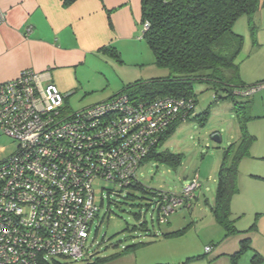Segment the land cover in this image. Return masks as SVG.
Listing matches in <instances>:
<instances>
[{
	"label": "rangeland",
	"instance_id": "rangeland-1",
	"mask_svg": "<svg viewBox=\"0 0 264 264\" xmlns=\"http://www.w3.org/2000/svg\"><path fill=\"white\" fill-rule=\"evenodd\" d=\"M133 28L128 41L117 47L122 63L106 56L102 62L90 59L88 66L92 69L84 71L82 84L76 83L72 92L62 93L67 111L77 112L100 103L128 83L168 76L169 71L154 65L152 52L142 39L143 26L135 21ZM232 31L241 37L235 60L240 79L247 86L264 82V7L250 19L238 18ZM193 91L196 115L206 112L204 120L180 123L157 149L179 155V164L171 167L147 160L137 173V182L146 190L169 193L177 192L197 175L200 188L191 208H181L159 223L151 195L127 188L110 192L107 197L106 191L96 188L99 209L90 225L83 259L54 257L49 264H85L95 258L122 254L111 264H230L229 255L238 252L240 241L247 238L251 249L239 257L237 264H250L257 250L264 257V84L251 98H236L239 103L247 102L244 117L250 120L246 129L255 139L248 156L238 163V192L230 204V218L240 234L226 238L210 207L223 152L240 135L235 106L227 99L215 103V92L206 85L196 84ZM15 150L16 142L0 131V161ZM167 232L175 234L165 237ZM138 243L145 245L133 252L125 251L127 246ZM208 246H213L210 253L205 252Z\"/></svg>",
	"mask_w": 264,
	"mask_h": 264
},
{
	"label": "built area",
	"instance_id": "built-area-1",
	"mask_svg": "<svg viewBox=\"0 0 264 264\" xmlns=\"http://www.w3.org/2000/svg\"><path fill=\"white\" fill-rule=\"evenodd\" d=\"M48 80L25 70L0 81V131L16 142L15 152L0 161V264L80 259L98 212L93 182L129 184L148 143L185 117L183 102L167 97L132 104L122 96L69 112ZM199 188L195 175L157 209L158 222Z\"/></svg>",
	"mask_w": 264,
	"mask_h": 264
},
{
	"label": "trees",
	"instance_id": "trees-1",
	"mask_svg": "<svg viewBox=\"0 0 264 264\" xmlns=\"http://www.w3.org/2000/svg\"><path fill=\"white\" fill-rule=\"evenodd\" d=\"M74 1L65 0L64 3L66 5ZM261 7H264V0H140L142 39L152 52L154 65L169 71V74L166 77L128 83L118 94L97 103L106 104L111 99L122 96L127 97L128 102L132 104L149 103L157 98L166 97L183 102L184 108L181 112L185 117H177L155 142L148 143V152L137 164V173L147 160H155L171 167L179 164V155L159 152L157 149L180 123L198 118L204 120L206 112L201 115H196L195 112L197 101L193 87L196 84L206 85L213 90L215 103L227 99L234 104L240 135L238 140L223 152L217 174L214 202L210 207L212 217L223 229L225 238L240 234L230 218V204L232 197L238 192L236 182L238 163L243 157L248 156L249 148L255 139L246 129V123L250 120L244 117L247 102L239 103L236 98H251L253 90L264 84L262 82L247 86L240 79L239 67L235 60L241 49V37L232 30L238 18L245 16L250 19ZM102 52L116 62L122 63L120 54L113 45L104 47ZM137 173L129 184L122 186L113 187L104 181H94L92 191L95 205L97 206L96 188L99 191H106L107 197L110 192L117 193L127 188H135L151 195L155 200L157 212L159 207L168 203L171 196L177 194L183 187L173 193L148 191L137 182ZM193 199L186 201L178 210L191 208ZM102 201L101 198V204ZM97 208L99 209V206ZM174 234L175 232H168L163 235L170 237ZM143 245L145 244H132L127 246L125 251L133 252ZM239 248L238 252L229 255L230 264H237L239 257L251 249L249 239L241 240ZM85 254L86 247L80 259H83ZM122 255L95 258L85 264H111ZM250 264H264V257L255 252Z\"/></svg>",
	"mask_w": 264,
	"mask_h": 264
},
{
	"label": "crops",
	"instance_id": "crops-1",
	"mask_svg": "<svg viewBox=\"0 0 264 264\" xmlns=\"http://www.w3.org/2000/svg\"><path fill=\"white\" fill-rule=\"evenodd\" d=\"M64 2L0 0L5 15L0 25V81L30 70L49 79L61 94L72 92L76 83L82 84L84 71L92 69L90 59L102 62L108 57L102 49L110 45L118 51L134 33V22H140V0Z\"/></svg>",
	"mask_w": 264,
	"mask_h": 264
},
{
	"label": "water",
	"instance_id": "water-1",
	"mask_svg": "<svg viewBox=\"0 0 264 264\" xmlns=\"http://www.w3.org/2000/svg\"><path fill=\"white\" fill-rule=\"evenodd\" d=\"M214 139H215L217 142L220 141L219 138H218L217 136H215Z\"/></svg>",
	"mask_w": 264,
	"mask_h": 264
},
{
	"label": "clouds",
	"instance_id": "clouds-1",
	"mask_svg": "<svg viewBox=\"0 0 264 264\" xmlns=\"http://www.w3.org/2000/svg\"><path fill=\"white\" fill-rule=\"evenodd\" d=\"M64 98H65V97H64ZM65 100H66V98H65ZM209 247H211V246H209ZM212 249H213V247H211V251H212ZM211 251H210V252H211ZM210 252H208V253H210Z\"/></svg>",
	"mask_w": 264,
	"mask_h": 264
}]
</instances>
